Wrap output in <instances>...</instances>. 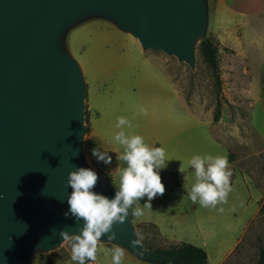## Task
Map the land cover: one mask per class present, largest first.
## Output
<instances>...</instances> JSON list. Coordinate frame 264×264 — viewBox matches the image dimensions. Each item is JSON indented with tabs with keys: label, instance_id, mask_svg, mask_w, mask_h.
Returning a JSON list of instances; mask_svg holds the SVG:
<instances>
[{
	"label": "rangeland",
	"instance_id": "obj_1",
	"mask_svg": "<svg viewBox=\"0 0 264 264\" xmlns=\"http://www.w3.org/2000/svg\"><path fill=\"white\" fill-rule=\"evenodd\" d=\"M204 4L207 25L192 41V64L173 52L142 47L101 14L66 26L60 44L83 82L80 150L85 164L116 192L126 165L118 159L123 149L114 136L118 117H126L132 124L126 133L163 147L169 159L159 172L164 194L151 207H144L147 197L141 199L142 216L132 210L128 215L139 241L151 250L180 241L198 245L206 253L203 264H258V249L264 248V60L242 63L238 48L216 34L211 0ZM205 36L217 47L218 85L198 51ZM216 105L219 116L213 120ZM97 147L108 151L111 164L92 155ZM194 155L228 158L232 191L226 203L215 208L192 203L194 170L188 162ZM117 247L124 251L122 264H169L144 261L105 239L95 263L112 264ZM70 253V241L62 238L47 248H30L25 264L64 262Z\"/></svg>",
	"mask_w": 264,
	"mask_h": 264
},
{
	"label": "water",
	"instance_id": "obj_2",
	"mask_svg": "<svg viewBox=\"0 0 264 264\" xmlns=\"http://www.w3.org/2000/svg\"><path fill=\"white\" fill-rule=\"evenodd\" d=\"M204 1L0 0V264H25L30 248L50 247L61 230L79 233L84 224L67 203L69 172L87 168L83 82L60 44L66 26L101 14L142 47L192 64V41L207 25ZM92 191L109 199L116 193L101 176ZM112 231L115 239H100L144 261H175L145 247L128 216Z\"/></svg>",
	"mask_w": 264,
	"mask_h": 264
},
{
	"label": "clouds",
	"instance_id": "obj_3",
	"mask_svg": "<svg viewBox=\"0 0 264 264\" xmlns=\"http://www.w3.org/2000/svg\"><path fill=\"white\" fill-rule=\"evenodd\" d=\"M116 127L120 131L115 134L114 140L123 149L118 159L126 166L120 169L119 186L114 198L109 199L92 191L99 179L95 171L79 168L68 174L66 187L72 189L67 198L69 213L77 221L83 220L84 224L79 234L69 235L68 231L61 230L59 235L63 240L70 241L71 260L77 264H85V261L95 264L100 238L110 233L109 239H115L116 233L112 231L115 223H123L130 210L132 215L142 216L140 200L147 197L144 207H151V201L165 192L159 172L167 167L169 161L166 150L148 146L140 135L126 133L124 128L132 127L126 117H118ZM92 155L98 162L112 163L108 151H101L99 147L92 149ZM188 163L194 170L195 182L188 192L192 203L211 208L226 203L232 191L228 158L194 155ZM123 258L121 248L112 250V264H122Z\"/></svg>",
	"mask_w": 264,
	"mask_h": 264
},
{
	"label": "crops",
	"instance_id": "obj_4",
	"mask_svg": "<svg viewBox=\"0 0 264 264\" xmlns=\"http://www.w3.org/2000/svg\"><path fill=\"white\" fill-rule=\"evenodd\" d=\"M214 26L220 40L235 49L244 62L264 60V0H211Z\"/></svg>",
	"mask_w": 264,
	"mask_h": 264
},
{
	"label": "trees",
	"instance_id": "obj_5",
	"mask_svg": "<svg viewBox=\"0 0 264 264\" xmlns=\"http://www.w3.org/2000/svg\"><path fill=\"white\" fill-rule=\"evenodd\" d=\"M198 51L203 59L211 69V73L215 79L216 84H219V75L217 72V47L211 38L205 36L198 42ZM218 104V103H217ZM219 116L218 105H216L212 119L216 120ZM156 252L165 254L167 256L176 255L175 261L169 264H203L206 261L205 250L195 244L180 241L172 244L169 248L153 249ZM258 264H264V248L258 249Z\"/></svg>",
	"mask_w": 264,
	"mask_h": 264
},
{
	"label": "built area",
	"instance_id": "obj_6",
	"mask_svg": "<svg viewBox=\"0 0 264 264\" xmlns=\"http://www.w3.org/2000/svg\"><path fill=\"white\" fill-rule=\"evenodd\" d=\"M71 255V253H70ZM54 264H77V262L72 261L71 259L64 261V262H58V263H54ZM85 264H92L91 261H85ZM96 264V263H95Z\"/></svg>",
	"mask_w": 264,
	"mask_h": 264
},
{
	"label": "bare ground",
	"instance_id": "obj_7",
	"mask_svg": "<svg viewBox=\"0 0 264 264\" xmlns=\"http://www.w3.org/2000/svg\"><path fill=\"white\" fill-rule=\"evenodd\" d=\"M83 164H84V166L87 168V169H91L89 166H87L86 164H85V162H84V160H83ZM92 170V169H91ZM94 171V170H93ZM97 173V172H96ZM97 175H98V177L100 176L98 173H97Z\"/></svg>",
	"mask_w": 264,
	"mask_h": 264
}]
</instances>
